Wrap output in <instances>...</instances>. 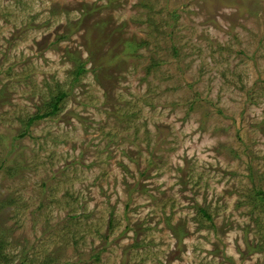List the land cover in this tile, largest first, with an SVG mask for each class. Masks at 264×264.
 Listing matches in <instances>:
<instances>
[{"label": "rangeland", "instance_id": "374dc122", "mask_svg": "<svg viewBox=\"0 0 264 264\" xmlns=\"http://www.w3.org/2000/svg\"><path fill=\"white\" fill-rule=\"evenodd\" d=\"M0 264H264V0H0Z\"/></svg>", "mask_w": 264, "mask_h": 264}, {"label": "trees", "instance_id": "16d2710c", "mask_svg": "<svg viewBox=\"0 0 264 264\" xmlns=\"http://www.w3.org/2000/svg\"><path fill=\"white\" fill-rule=\"evenodd\" d=\"M83 66L81 64H78V68H77V74L83 72ZM66 93H57L55 96L51 97L50 100V109L48 111H46L44 114L46 115H53L55 114L58 110H59V104L61 103V101L63 100V98L65 97ZM42 117V114H36L34 115V118H39Z\"/></svg>", "mask_w": 264, "mask_h": 264}]
</instances>
